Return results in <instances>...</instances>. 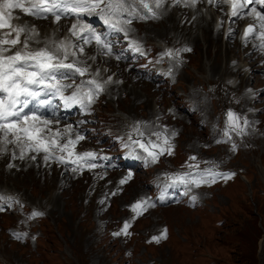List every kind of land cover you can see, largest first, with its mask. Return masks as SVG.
Here are the masks:
<instances>
[{
    "label": "rangeland",
    "instance_id": "rangeland-1",
    "mask_svg": "<svg viewBox=\"0 0 264 264\" xmlns=\"http://www.w3.org/2000/svg\"><path fill=\"white\" fill-rule=\"evenodd\" d=\"M174 8H169V10L172 9V13H175ZM179 11L177 9L178 13ZM140 26V32L152 41H156L155 35L167 36L168 40L178 39L176 34L180 32L183 37L192 38L196 44L195 49L188 54L190 57L189 66L177 82L174 113H167L170 120L177 124L178 129H183L184 140H182V136L169 138L172 148H178L177 146L182 140V145L185 147L183 149L198 151L199 153L195 151L197 157L204 155V158H212L215 163L220 165L226 161L237 167L244 166V159L248 160L251 165V173L247 171V180L243 177L242 179L245 181L241 182L235 173L227 181L216 184L222 190L219 192L222 196L219 194V199L210 202V208L214 210L208 207H200L196 210L170 207L165 209L166 216L161 220L159 218L161 210H155L153 212L154 223L169 220L173 226H178L184 235L187 232L195 237L200 242L203 251L210 253L214 260L216 256L218 257L215 260L216 263L209 264H264V194L260 193V191L264 192V94L260 95L259 115L263 119L257 123L260 126L256 128L255 124L249 123L246 127L251 129L248 133L245 130V134H243L245 136L230 133L231 140L228 143L217 144L215 141L223 138L220 139L224 124L215 120L216 116L212 114L214 106L207 105L204 108L199 103V94H195L193 99L186 92L190 84L207 83L206 72L211 71L215 75L223 73L226 68H230L232 71L238 70L242 80L245 79L250 84L260 85L264 83V77L260 74L262 65L256 63L254 55L252 59L255 65L250 61L252 59L247 61L243 51H240L241 46L226 41L221 33L215 34L206 29V38L197 34L199 30L195 23L183 13L180 17L166 16V19L157 22H153L151 19L145 20ZM146 28H148L147 32H144ZM235 55L238 59L242 60L243 58L244 61L246 59L242 64L249 62L248 64L252 66H248L249 68L241 72L239 65L228 64L229 58ZM101 64L109 66V70H111V62L98 61L97 65ZM114 64L116 69L112 68L114 70L111 71L118 70L117 74L121 77L119 84L112 89L111 105L108 103L107 108L117 112L116 107H121L135 115L144 114L151 108L165 110V106L171 102L173 96L161 93L155 88L154 83L142 81L132 70L126 69L122 64L115 62ZM135 90H138V93ZM191 99L197 101L195 108ZM245 141L249 142L250 148L246 146ZM233 144L239 151L237 155H234L236 150L232 151ZM208 148L216 150V154L213 150L209 151ZM183 149L181 147L177 149L178 156L174 157L178 164L184 163L183 158H186ZM9 164L8 161L1 163L0 183L23 189L28 196L40 199L50 206L51 214L44 227L53 228L59 238L51 242L43 241V246L45 243L46 246H53L56 243H63L65 240L71 246L84 245L83 243H85L94 250L93 256L100 259L103 264H118L120 262L117 252L104 237L98 209L92 204L86 203L84 199L87 185L85 180L77 182L65 178L58 180L61 177L58 168L46 170L37 164L36 167L18 170L14 167L9 168ZM218 212L222 217H225V220L218 230H213L211 219ZM147 222L145 221V223ZM171 246V244H166L162 249L163 251L170 250L169 252L175 251ZM0 249L22 264H45L40 261L41 254L38 257L30 254V251H34L33 242L22 245L9 239L7 234L1 230ZM158 251H161V248ZM177 254L180 264H198L181 253ZM53 263L54 261H48V264Z\"/></svg>",
    "mask_w": 264,
    "mask_h": 264
},
{
    "label": "snow or ice",
    "instance_id": "snow-or-ice-1",
    "mask_svg": "<svg viewBox=\"0 0 264 264\" xmlns=\"http://www.w3.org/2000/svg\"><path fill=\"white\" fill-rule=\"evenodd\" d=\"M199 0H0V143L4 147H0V152L6 151L7 144H16L21 146L26 139L32 143L28 145L31 151L46 153L45 161L49 160V149L54 145L60 148L61 152L68 150L69 145H75L80 140H83L82 135H76L75 139H68L67 143L56 145V141H46V138L41 136L45 131L40 127V124L48 125L50 121L43 120L33 112L31 115L22 114L24 109L28 107L30 100H37L41 95H46L52 92L53 95L59 93L61 99L67 106L69 103H78L81 109L87 107L94 102L96 96L105 90V86L112 82V77L109 76L103 82L95 78L81 80L76 85V90L71 96L65 97L62 89L72 87V85H63L57 77L64 79H73L79 75L84 77L89 72V67H81V61L73 59L69 60V56L77 57L76 44L68 41H60L59 43L51 41L54 48L45 47L36 50L31 49V44H39L41 41L37 39L39 33L34 26L29 27L25 24H14L13 20H20L19 15H14V10H19L25 16L34 19H48L53 17L54 23H58L62 18L74 16L77 18V23H73L69 28L72 36L77 40H82L84 44H90L95 41L97 50L105 55L112 56L113 42L107 39L104 34L96 33L92 27L84 23L85 15H98L104 19L105 24H108L112 30L117 33L123 32L125 38L131 31L130 27L134 20H149L159 19L168 8L183 5L184 7H195ZM207 3L212 6L221 4L230 6L229 19L239 20L247 16H252L255 23L248 24L244 28L242 40L245 44L249 38L258 39L260 41L259 48L264 49V0H207ZM259 6L261 10H258ZM112 18L116 22L112 23ZM7 29V31H3ZM19 46V47H18ZM256 47V45H253ZM129 48L143 55V51L139 44L135 41L129 42ZM191 51L189 48L177 50L168 49L163 55L175 59L181 52ZM79 54H84V48H79ZM122 55H116V59H122ZM95 60V57H90ZM170 74V73H169ZM95 75L98 77L100 71L96 70ZM87 101V102H85ZM50 104L48 100H39L40 106ZM223 136L227 139L216 140L217 144L227 143L231 140L230 133L237 135L245 134V127L249 121L242 118L239 114L229 110L225 113ZM51 131V129H48ZM66 131H71L69 125ZM133 132L136 133L138 139H134L132 134H129L131 144H125V147L131 148L136 145L143 152H146L151 157V162L155 163L160 155L167 153L172 154V146L168 136L164 135L161 140L162 133L152 131L151 135L157 139L144 140L145 132L141 131L140 124L133 126ZM57 135H61L57 133ZM175 136L176 133H171ZM9 136L13 137L9 139ZM33 144L35 145L33 147ZM236 150V145H232V151ZM135 151V149H133ZM68 155L73 153L68 151ZM138 155V154H137ZM15 158V155L13 156ZM20 159H24V149L21 147ZM96 158V154L92 152L76 153L73 163L79 162L80 168L87 165L89 169L95 168L96 164L91 161ZM31 159L35 160L36 156ZM190 160L195 161L196 157H190ZM63 162V160H61ZM14 165H8L12 168ZM189 168L197 169L196 173L188 172L182 175H177L172 178L173 183L179 182L186 186L191 185L199 187L201 184L215 183L217 177L225 180L230 179L235 173H220L214 171L213 168L199 170L198 164H190ZM73 168V171H76ZM131 173L120 181L124 184L130 178ZM115 194V193H113ZM4 197L0 196V200ZM163 199V197H161ZM192 201L196 200L193 196ZM103 203V201H101ZM154 203L150 199H143L133 203L130 209L135 213L136 217L143 214L149 207H154ZM3 210V209H0ZM42 215L39 212H33L31 217ZM130 227L129 222H125L120 232H114L113 236H119L122 233L128 235L127 229ZM15 238L20 240V234H14ZM166 238V229L160 236H153L152 241L159 242L160 239Z\"/></svg>",
    "mask_w": 264,
    "mask_h": 264
},
{
    "label": "bare ground",
    "instance_id": "bare-ground-1",
    "mask_svg": "<svg viewBox=\"0 0 264 264\" xmlns=\"http://www.w3.org/2000/svg\"><path fill=\"white\" fill-rule=\"evenodd\" d=\"M173 11H170V13H168L169 14V16L170 17H172L173 15H176L177 17L178 16H180L179 14H177V10L175 9V13H172ZM217 12V11H216ZM217 13H219V12H217ZM202 20V21H204V22H202V23H200L199 22V24H198V22H197V25H196V27H197V29L199 30L198 32H197V34H199V35H201L202 37H204V38H206V29H207V27L209 26V24H210V22H209V20L208 19H205L204 17H202V16H200V17H196V20ZM53 22V21H52ZM13 23V22H12ZM33 23H36L37 25H38V21H33ZM54 23V22H53ZM49 26H53V24L52 23H45L44 24V26H39L40 28H41V31H44L45 30V32H49L50 30H52V29H48V27ZM160 30V29H159ZM3 31H7V29H5V30H3ZM211 32H212V28H211V30H210ZM210 32V33H211ZM195 33V32H194ZM209 33V34H210ZM213 33V32H212ZM37 45H40L41 46V44L39 43V44H37ZM84 45V47L87 49V50H89V51H92V52H96V53H98V50H96L97 49V47L96 46H94L92 43H90V44H83ZM19 47V46H18ZM31 49L32 50H36V49H38L37 47H35V46H33L32 44H31ZM239 49V48H238ZM247 49V48H246ZM240 50H241V48H240ZM254 54V53H253ZM88 55L89 56H91L90 55V53H88ZM92 56H94V54L92 55ZM101 57L103 58V59H107V57L106 56H104V55H101ZM244 57L245 58H251V55H249V54H245L244 55ZM113 61V60H112ZM247 61H249V60H247ZM106 62V61H105ZM253 65H255L254 63H253ZM111 67L112 68H115L116 69V66H115V64L112 62L111 63ZM104 68V67H103ZM102 68V69H103ZM117 72H118V70H117ZM135 91H137V93H138V90H135ZM0 157L2 158L1 159V162H2V160H3V157L0 155ZM60 179V178H59ZM55 189V188H54ZM263 242V241H262Z\"/></svg>",
    "mask_w": 264,
    "mask_h": 264
}]
</instances>
